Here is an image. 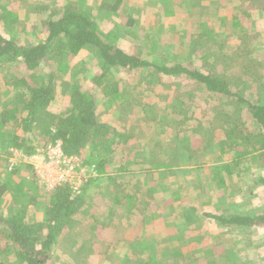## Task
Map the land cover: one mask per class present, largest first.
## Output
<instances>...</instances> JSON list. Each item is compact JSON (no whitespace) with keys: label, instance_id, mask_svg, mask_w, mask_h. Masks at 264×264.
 <instances>
[{"label":"trees","instance_id":"trees-1","mask_svg":"<svg viewBox=\"0 0 264 264\" xmlns=\"http://www.w3.org/2000/svg\"><path fill=\"white\" fill-rule=\"evenodd\" d=\"M134 1L54 0L51 5L34 4L26 17L29 19L21 20V2L0 0V152L9 156L8 149L13 148L30 156L40 145L46 147L59 141L61 153L68 160L61 167L77 172L84 169L78 192L71 181L65 180L42 194H37L42 190L41 182L29 164L15 163L0 172V264H53L54 246L72 241L76 220L86 214L89 218L108 219L116 213L114 206L121 198L110 196L119 189L131 190L126 192L127 212L148 209L156 188L138 193L137 186L128 188L118 180L114 175L117 172L139 175L136 178L145 185L151 173L156 172L158 178L167 173L171 157L200 165L207 163L213 153L217 154L213 158L216 162L207 174L209 188L222 192L217 197L223 200L219 214L182 207L181 221L165 224L172 231L167 238L178 241L190 232L189 225L199 221L205 222L206 228L233 232L213 243L210 234V246L198 256L179 249L163 264H216L215 253L222 264H264V203L257 206L260 194L264 195V75L260 72L262 64L252 56L259 34L247 31L253 14L264 11V0H237L239 3L230 4L232 0L227 6L230 14L224 11L223 15H216L220 21L235 18L232 24L237 28L233 33L237 43L230 54L226 55L223 45L202 30L207 22L202 20L203 7L197 6L190 11L198 22L193 31L177 33L179 52L174 55L163 44V54L158 52L152 58H141L140 53L117 47L111 36L110 27L116 26L128 30L131 39H136L141 19L135 15L140 5ZM171 1L163 0L165 4ZM145 17L146 14L143 23ZM210 42L218 46L216 53H211ZM74 60L82 66L80 74L87 89L73 88L63 109L54 97L52 81L56 75L66 73ZM42 65L55 67L48 79L40 73ZM12 71L15 72L11 74ZM130 78L134 100H141L140 109L152 112L158 103L163 102V108L171 100L169 105L172 103L175 111L173 100L184 103L197 97L209 104L210 115L204 113V121L193 127L199 138L196 147H191L190 138L177 134L168 150L162 139L151 143V138L134 137L140 120L127 121L124 133L103 120L104 115L113 117L114 124L120 120L115 111L126 101L121 93L129 90L120 84ZM180 80L186 84L179 85ZM184 114H178L180 126ZM40 121L43 123L36 126ZM132 121L135 124L131 125ZM161 123L154 124V128ZM165 130L164 125L162 132ZM186 143L190 145L187 151L182 148ZM132 154L134 158L129 161ZM3 161L0 157V163ZM129 165L142 167V175L137 168L127 169L135 167ZM233 182L239 189L250 185L249 192L257 199L251 205L242 198L228 205L226 198L234 195ZM6 200L11 202L8 211L1 208ZM105 200L106 207L90 214L93 203ZM206 205L209 203L203 207ZM31 208L41 211V221L25 219ZM147 217L145 225L149 227L152 217ZM107 227L103 228L112 233ZM137 227H132L128 236L126 230L119 236L134 255L143 252L138 248L146 250L149 246V236L134 241ZM154 260L139 258L138 264H153Z\"/></svg>","mask_w":264,"mask_h":264},{"label":"rangeland","instance_id":"rangeland-1","mask_svg":"<svg viewBox=\"0 0 264 264\" xmlns=\"http://www.w3.org/2000/svg\"><path fill=\"white\" fill-rule=\"evenodd\" d=\"M53 1L54 0H18V2H21L19 6V18L21 20L29 19L26 17L32 11L34 4L42 3L51 5ZM231 1L232 0H172L171 3L165 4L163 0H135L134 4L140 5L139 12H135V15L141 19L137 26L136 39H131L128 30L116 26L110 27L111 36L115 37L114 43L117 47H120L125 51L136 52V54L140 53L141 58H152L156 57L159 53L163 54V49L161 48V45L163 44L169 46V52L176 55V53L179 52L178 45L180 42L177 33L181 34L182 32H187L186 34H188V32L191 33L193 31V28L198 22L194 21L190 11L197 8V6H200L203 7L202 20L207 22V25L203 26L202 30L204 32H209L211 38H214L217 43H221L223 45V52L227 55L236 48L237 35L235 36L233 33L237 31V28L232 24V21H234L235 18L232 19V17H229L220 21L216 15H223L224 11H227L228 14H230L231 9L227 6ZM236 1L237 0H233V3L230 4L239 3ZM88 2L93 3L94 0H88ZM232 8H234V6ZM174 10H178V12H175ZM235 12L236 10L234 9V13ZM145 14L146 17L143 23L142 19H144ZM247 28L248 32L252 30L259 34L256 40L255 49L252 51V56L262 64L260 72L264 75V11H259L256 14H253ZM145 34H147L148 37H146ZM156 37H158L157 40H155ZM208 44L212 46L211 53H216L218 46L215 45V42L212 44L210 42ZM153 45L154 48H152ZM42 69L43 70H41L40 73H43L42 76L48 79L50 74L54 72L55 67L42 65ZM68 69L69 70L63 75H56L57 77L52 81L54 97L56 100L60 101L59 105H61L60 107H63V109L68 103L67 97L73 88L80 87L82 90L87 89V85L82 83V75L80 74V72H82V66L79 62L74 60L71 64L69 63ZM13 72L15 71H12L11 74ZM72 75H75L76 77ZM118 77L120 78V75ZM110 79L112 81V78ZM181 81L182 80L178 81L179 85L180 83L183 85L186 84L185 81ZM132 84L131 78L120 84L129 87V90L121 93L122 98H125L126 101L120 107H117L115 111V116L118 115L120 120L114 124L112 123L113 120L111 121L113 117L109 119V116L106 117L105 115H102L103 117H101L104 121H109V123L117 130L124 133V130H127V121L140 120V128H136L137 132H135L134 136L137 139H143L144 137H147L148 139L151 138V143L162 139L166 142V145H168L167 148L169 150L172 146L171 141L174 139L173 137L179 134L183 139L190 138L191 147H196L198 142L197 139L199 138H196L197 131L193 127L198 124L197 122L204 121L202 119L204 113L208 114L209 112L210 115L208 109L209 104H204L201 97L199 99H197L198 97L194 98L190 102L183 101L184 103H180L179 99H175L173 100L176 107L175 111L172 110V103L169 105L171 100H168V103L163 107L166 109L162 110L163 108L160 106L163 104L162 102L161 104H157L159 106L155 111L150 112L147 111L148 108L146 105L147 109H140L141 100H134L135 94L131 91V88L133 87ZM150 107H153V105ZM159 109L162 111H157ZM184 112L185 118L180 126L178 123V114L182 115ZM165 119L166 121L168 119L171 121L165 123ZM41 120L44 119L41 118ZM51 120H53V116L51 117ZM133 121L130 122L131 125L135 124ZM159 121L162 122L160 126L154 128ZM42 123L43 121H40L39 123L37 122L36 126H40ZM164 125L166 126L165 133L162 132ZM130 129L135 128L130 127ZM131 132H133V130ZM57 143L60 144L59 141H57ZM2 144H4V142H2ZM56 144H49L46 147L40 145V147L37 148L36 153L30 156H26L23 152L13 148L8 149L11 152L9 156H4V151L2 150L0 152V157L4 161L0 163V172L9 170L12 163L29 164L35 172L34 174L37 175L38 180L41 182L42 190H38L37 194H42L44 191L51 190V188L59 182L58 178L60 174L62 175V178H66V180L71 181L72 184L75 182V184L80 185L82 182L81 180H83L82 175H84V169H82L83 172L68 170L69 167L63 169L61 163L56 162V160L54 161L51 156L55 155V149L53 148H55ZM182 148L187 151L190 148V145L186 143ZM146 150L151 149L147 148ZM216 155V153H213L211 155L212 158L206 161L207 163L200 165L193 163V160L182 161L171 157L172 159L170 158L168 160V168L165 169L167 173L159 178L156 172L151 173L145 185L142 184V181L136 178L139 175H127V173L123 174L124 172L120 174L117 172L114 174L118 177V180L126 183L128 188H135L132 187V185L137 186L136 189L138 190V193L145 194L147 193L146 190H150L148 188H156L157 193H153L154 199L150 201L151 203H149L148 209L143 211L133 209L127 212L124 209L129 201L126 197V192H130L131 190L129 189L130 191H126V189L123 188L115 191L114 194L110 196V199L114 198V196L121 198V202L114 206L116 213L108 219H106V216H94L89 218L86 214L76 220L74 225L76 231L72 233V241L63 242L59 247L54 246L52 250V255L55 257L53 264H138L139 258L145 259L146 261L154 258L155 260L153 264H163L164 261L171 258L172 253H176L179 249L184 252L194 253L198 256L205 248L210 246V238L213 243L214 239L220 238V236L229 237L233 231L229 229L213 230L211 227L206 228L205 222L203 224L201 221L189 225L188 229L190 232L188 234L186 233L185 236H181V239H178V241L168 239L167 236L172 231L165 228L166 223L174 221L177 223L181 221L182 207L193 206L197 207L202 212L209 211L214 214H219V203L223 202V200L219 201L220 197H217L221 196L222 192L209 188V176L207 174L210 171L209 168L211 165L216 162L213 159ZM49 157L52 162L49 160ZM133 158L134 155L132 154L128 160L132 161ZM165 158L166 157H161L163 160ZM114 159L116 160L117 158ZM129 166L135 167H127V169L137 168L138 172H141L142 175V167L140 169L137 165ZM235 185L234 182L231 184L233 188V190L231 188V191H234V195L226 198L228 205H232L239 201L240 198L245 199V202L248 203V205H251L254 202L253 200L255 198L257 199V195L252 196V191L249 192L250 185L245 184L240 189ZM175 197L178 199L175 200ZM259 197L260 202L257 205L258 208L264 203V195L260 194ZM9 202V200L4 201L1 208L3 207L4 210L8 211L11 206V202ZM206 202L209 203V205L203 207L204 204H207ZM105 205L106 200L93 203L90 214H92V210H101L103 206L106 207ZM31 210L32 212L30 213V216L25 217L26 220L34 219L39 222L43 219L40 210H33V208H31ZM147 214L152 217V222H150L149 227L145 225V222H147L148 219ZM100 225H102V227ZM105 226H110L107 228L111 229L113 232L108 233V231L103 228ZM135 226L138 227L136 229L137 233L134 241H138L142 236H149V246L146 250L138 248L143 252L134 255L130 253L131 251L127 249V244H124L123 240L121 241L119 239V236L123 234L125 230L128 232L125 236H128L130 233L129 230L131 231L132 227ZM142 227L146 228V230H143ZM114 231H116V233ZM210 234L211 236L209 238L208 235ZM200 258L202 259L203 257ZM205 258L206 255L204 259ZM213 258L215 259L216 264H222V260L217 253L213 254ZM125 259L127 262L123 261ZM196 263L197 262H195V264Z\"/></svg>","mask_w":264,"mask_h":264},{"label":"built area","instance_id":"built-area-1","mask_svg":"<svg viewBox=\"0 0 264 264\" xmlns=\"http://www.w3.org/2000/svg\"><path fill=\"white\" fill-rule=\"evenodd\" d=\"M55 144H56V143H55ZM53 149H55V155L51 156V158L54 159V161L56 160V162H58V163H64V164H67V163H68V160H66V159L63 157V155H62V153H61V149H60V144L57 143V144L55 145V148H53ZM48 155H49V153H48ZM49 160L51 161L50 157H49ZM49 160H48V161H49ZM51 162H52V161H51ZM49 163H50V162H49ZM65 180H66V178H62V175L60 174V176H59V178H58V181H65ZM78 186H79V185L75 184V182L72 184V187L74 188V190H75L76 192H78Z\"/></svg>","mask_w":264,"mask_h":264},{"label":"clouds","instance_id":"clouds-1","mask_svg":"<svg viewBox=\"0 0 264 264\" xmlns=\"http://www.w3.org/2000/svg\"><path fill=\"white\" fill-rule=\"evenodd\" d=\"M12 164H13V163H12ZM12 164H11V165H12ZM11 165H10V166H11Z\"/></svg>","mask_w":264,"mask_h":264}]
</instances>
